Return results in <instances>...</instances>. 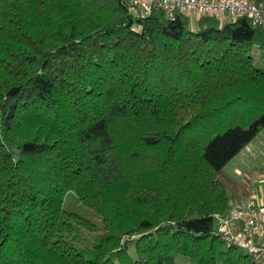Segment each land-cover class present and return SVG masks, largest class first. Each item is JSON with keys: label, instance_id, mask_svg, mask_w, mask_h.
<instances>
[{"label": "trees", "instance_id": "obj_1", "mask_svg": "<svg viewBox=\"0 0 264 264\" xmlns=\"http://www.w3.org/2000/svg\"><path fill=\"white\" fill-rule=\"evenodd\" d=\"M255 46L248 18L0 0V264H264L215 220L251 194L225 167L264 129Z\"/></svg>", "mask_w": 264, "mask_h": 264}, {"label": "built area", "instance_id": "obj_2", "mask_svg": "<svg viewBox=\"0 0 264 264\" xmlns=\"http://www.w3.org/2000/svg\"><path fill=\"white\" fill-rule=\"evenodd\" d=\"M130 10L145 18L154 8H162L172 18L176 12L196 21L202 16L222 21L248 18L253 25H264V8L249 0H127ZM216 223L229 244L236 245L264 262V208L253 199L243 201L226 214H216Z\"/></svg>", "mask_w": 264, "mask_h": 264}, {"label": "rangeland", "instance_id": "obj_3", "mask_svg": "<svg viewBox=\"0 0 264 264\" xmlns=\"http://www.w3.org/2000/svg\"><path fill=\"white\" fill-rule=\"evenodd\" d=\"M193 20V24L195 25ZM252 55L255 58V63L259 68H264V59L261 58L262 51L258 46H255L252 50ZM258 151H260L258 153ZM232 161V160H231ZM238 166H237V165ZM237 166L240 168L242 174H231L233 172L232 167ZM255 166L258 168L254 170ZM225 171L232 177L239 181H243L252 176H259L264 172V131L262 130L255 142L250 146L244 148L232 161L230 165L225 167ZM234 175V176H233ZM63 208L68 212H73L93 221L98 229L95 232L83 231L80 233L79 239L74 241V245L85 253L87 257H91L90 250L94 244L104 237L105 229L102 217L93 209L87 207L72 190H69L64 198ZM129 254L136 258L135 248H130ZM175 264H192L191 261L182 255L176 258Z\"/></svg>", "mask_w": 264, "mask_h": 264}, {"label": "crops", "instance_id": "obj_4", "mask_svg": "<svg viewBox=\"0 0 264 264\" xmlns=\"http://www.w3.org/2000/svg\"><path fill=\"white\" fill-rule=\"evenodd\" d=\"M263 131H264V129H263ZM257 137H258V135H257ZM256 137V138H257ZM256 138L252 141V142H250L246 147H248V146H250L252 143H254L255 142V140H256ZM245 147V148H246ZM260 151H258V153H259ZM235 159V158H234ZM233 159V160H234ZM232 160V161H233ZM232 161H230L227 165H226V167L228 166V165H230L231 163H232ZM237 165V164H236ZM238 166V165H237ZM237 166H233L232 167V169H233V172L231 173V174H236V175H239V174H242V172L240 171V168H238ZM258 167L257 166H255V168H254V170L255 169H257ZM226 169V168H225ZM234 176V175H233ZM245 180H247L249 183H250V186H251V194H250V196H246V197H244L243 198V201H248V200H250V199H253L255 202H256V204L259 206V207H262V208H264V172H263V174H260L259 176H252V177H250V178H247V179H245ZM245 180H243V181H245ZM235 206V205H234ZM233 206V207H234ZM232 207V208H233Z\"/></svg>", "mask_w": 264, "mask_h": 264}]
</instances>
